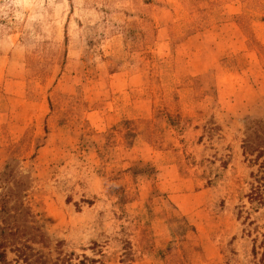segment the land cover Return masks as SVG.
<instances>
[{
    "label": "rangeland",
    "instance_id": "374dc122",
    "mask_svg": "<svg viewBox=\"0 0 264 264\" xmlns=\"http://www.w3.org/2000/svg\"><path fill=\"white\" fill-rule=\"evenodd\" d=\"M263 148L264 0H0L5 264H254Z\"/></svg>",
    "mask_w": 264,
    "mask_h": 264
},
{
    "label": "trees",
    "instance_id": "16d2710c",
    "mask_svg": "<svg viewBox=\"0 0 264 264\" xmlns=\"http://www.w3.org/2000/svg\"><path fill=\"white\" fill-rule=\"evenodd\" d=\"M249 153H251V152H249ZM262 153H264V148L257 155V159L259 157H261ZM263 164H264V161H263ZM260 247L262 248V251L260 252L261 257L258 259V261H255L254 264H264V234H263V240L261 242ZM253 251H254V255L256 256L255 258H257V253H259V251L257 250L256 246L254 247ZM5 263H9V261L7 259L6 251L4 249H1V246H0V264H5ZM85 263H86V261L83 260V261H80L79 264H85Z\"/></svg>",
    "mask_w": 264,
    "mask_h": 264
}]
</instances>
